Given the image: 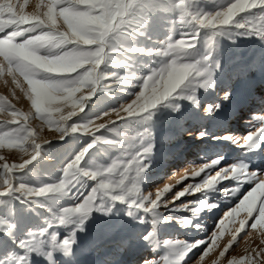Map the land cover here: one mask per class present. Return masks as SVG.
<instances>
[{"label": "snow or ice", "instance_id": "obj_1", "mask_svg": "<svg viewBox=\"0 0 264 264\" xmlns=\"http://www.w3.org/2000/svg\"><path fill=\"white\" fill-rule=\"evenodd\" d=\"M205 3V0H36L35 10L29 13L26 11L29 0L23 3L0 0V80L8 83L5 78H10L14 85L13 100L19 99L15 91L19 89L30 102V110L26 112L7 96L0 95V115L7 117L0 119V206L3 207L0 233L19 249L15 254L6 252L0 256V264H9L10 256L12 264H33V256L42 258L46 264H61L58 256L65 258V264H76L73 249L78 244L77 233L86 231L93 213L119 216L123 212L135 225L147 226L135 237L121 239L119 243L127 249L133 246V240H142L146 248L162 251L159 258H144L142 264H184L189 257H193L191 264H203L227 231L226 221L234 222L242 210L247 212V219L239 221V228L220 257L236 242V234L245 229L259 231L264 236V169H253L244 161L226 164L222 163L223 156H218L199 165L189 164L176 184L189 177V169L192 177L201 173L205 177L202 182L186 184L182 190L174 191L169 183L156 187L155 194L142 188L146 183L145 173L155 162L152 123L161 108L180 112L182 102H188L222 129L212 139L231 143L246 153L259 150L264 143V112L252 113L244 121L250 128L247 135L223 130L225 122L221 114L225 112V104L229 108L233 106L234 90L228 84L222 91L218 90L217 84V76L224 71L218 56L219 37L235 43L236 36H243L264 43V0L228 3L213 0L211 11L204 7ZM156 11L175 17L170 35L159 47H135L132 41L144 34L150 13ZM134 54L159 58L157 66L149 68L144 76L119 74L120 69L130 67L128 59ZM111 68L117 71H110ZM255 69L256 65L241 67L233 73V79L244 82ZM129 87L138 91H128ZM98 91L109 95L123 91L133 98L86 123L73 120L85 111ZM202 93H212L215 99L205 100ZM112 115L117 119L98 123ZM33 120L41 122L39 128L32 126ZM133 123L147 127L132 137L116 131ZM45 127L58 133L61 141L70 134H82L90 135L93 142L61 169L62 178L58 181L29 186L25 177L32 173L30 166L46 157L43 146L50 143L42 138ZM104 132L113 135L109 138ZM188 134L197 140L209 135L203 129ZM97 146L115 149L120 156L108 165L88 160V153ZM3 151L15 152L19 162L10 163ZM209 169L217 170L213 174L206 171ZM227 179L235 181L236 186L217 187ZM244 184L251 187L219 218L204 239L158 237L159 225L172 221L183 228L205 231L203 224L193 221L203 211L219 207L218 201L208 203L203 198L178 205L175 201L196 193L206 197L209 191L237 196ZM169 193L171 196L165 198ZM62 199L74 203L61 209L57 202ZM16 202L29 206V210L47 208L50 214L44 219V227L29 229L19 240L15 235ZM117 205L122 207L118 209ZM162 207L168 213L188 212L191 218L165 216L160 211ZM60 228L67 230L63 238ZM258 258H264V249L253 248L249 255L240 259L232 257L227 264H264Z\"/></svg>", "mask_w": 264, "mask_h": 264}, {"label": "rangeland", "instance_id": "obj_2", "mask_svg": "<svg viewBox=\"0 0 264 264\" xmlns=\"http://www.w3.org/2000/svg\"><path fill=\"white\" fill-rule=\"evenodd\" d=\"M20 2L23 3V0H20ZM205 2L204 7L209 11L213 10V0H205ZM228 2L230 0H225V3ZM35 4L36 0H29L26 11L32 13L35 10ZM244 15L251 16V14ZM174 18L171 13L163 11L150 13L147 29L143 35L134 38L132 41L133 45L145 49L159 47V43L165 41L170 35L171 21ZM237 19L241 18L238 17ZM219 46L218 56L224 71L217 76L218 90L222 91L226 84L231 85L234 90L233 106L229 108L225 104V112L221 114V119L225 122L223 130L244 136L250 131L249 126H244L243 124L244 121L250 118L247 114L253 110L264 112V107H261L260 104L261 101H264V97L261 96L258 98L259 92L264 86V43H261L256 38H245L243 36H236L235 43H233L231 39L222 36L219 37ZM158 59L144 54H134L128 59L130 67L127 70L120 69L119 74L144 76L148 74L149 68L157 66ZM248 65H256V69L249 72L246 81L241 82L238 79H233V73L237 69ZM110 71L117 70L111 68ZM5 79L8 80V83L0 80V95L7 96L16 104L17 108L26 112L29 111L30 102L26 100L19 89L15 90L16 96L19 99H12L11 93L14 85L11 83L10 78ZM128 91L136 92L138 89L129 87ZM262 92L264 93V90ZM202 96L205 100L215 99L212 93H202ZM132 98L123 91L114 92L111 95L98 91L86 106L85 111L77 117H73V120L86 123L100 116L105 111L112 110L123 103L130 102ZM255 102H260L256 109L254 108ZM236 110L239 113H236ZM203 115H206V113L196 109L185 101L182 102L180 112H174L170 108H161L153 117L152 132L156 142L155 162L145 173L146 183L142 188L146 193L151 191L155 194L156 187H162L163 183L173 185V190L176 191L182 190L188 183L202 182L205 173H201L198 177H192L190 169L189 177L183 180L181 184H176V179H179L183 175L184 169L189 164L195 163L199 165L208 160L215 159L218 156H223L222 163L234 164L238 161H244L253 169H264V143L261 144L259 150L246 153L243 149L231 143L215 142L212 136L221 134L222 129L218 127L215 120L206 119ZM0 119H7V117L0 115ZM108 119L115 120L117 118L115 115H112L103 121H98V123H106ZM40 124L41 122L39 120L32 121L34 128H39ZM146 127V125L140 123H133L127 128L118 127L116 131L120 135L132 137L143 132ZM202 129L209 133L203 140H197L194 136L190 138L191 135L188 134L189 132H199ZM103 135L111 138L113 134L111 132H104ZM42 138L50 141V143L43 146L46 157L38 159L30 166L32 173L25 177V183L29 186L58 181L62 178L61 169L66 167V164L83 147L93 142L90 135L84 136L82 134H70L61 141L58 138V133L50 131L47 127L42 132ZM203 145H218L221 149L219 151L204 152L202 154ZM2 154L7 156L10 163L13 161L19 162V156L15 152L9 153L3 151ZM119 156L120 152L115 149L105 150L97 146L88 153L87 159L99 164L108 165ZM217 167L219 168L220 166ZM216 170L209 169L206 171H211L215 174ZM173 173H175V176H173ZM235 186L236 182L231 179L223 180L217 185L221 189ZM250 187V185L244 184L240 189V194L237 196H227L223 192L209 191L206 197H202L201 193H196L193 196L181 198L182 201H175V204L178 205L181 202L197 201L203 198L208 203L218 201L220 207L215 213L213 210L203 211L200 213L199 219L193 221V223L203 224L204 228H206L205 231L183 228L179 223L172 221L159 225L158 237L161 240L179 239L192 241L204 239L217 225L219 218H222ZM169 196H171V193L167 194L165 198ZM72 203H74L73 200L62 199L57 202V207L62 209L71 206ZM172 206L174 205L169 204V207ZM120 207L122 206L117 205L118 209ZM2 211L3 207L0 206V212ZM160 211L165 216H173L177 219L181 217L191 218V214L188 212L168 213L163 207ZM49 215L47 208L33 207L32 210H29V206L16 202L14 219L17 224L15 233L17 240L23 238L29 229L35 230L44 227V219ZM245 219H247V212L242 210L235 217L234 222L229 223L226 221L227 231L217 241L218 246L209 253V256L204 259L203 264H213L214 261H218V264H227V261L232 257L240 259L249 255L253 248L257 251L264 249V243H261L264 240V236H261L259 231L245 229V232L236 234V242L232 243V247L229 248V251L225 253L223 258L220 257V252L229 245L233 233L239 228V221ZM248 223L250 224L251 220ZM144 227L147 226L132 223L123 212L119 216H103L99 213H93V219L87 222L86 231L77 233L78 244L73 249L76 256V264H142L144 258H159L162 255V251L160 249L152 251L146 248L142 240L139 242L133 240V246L127 249L119 246L121 239L135 237ZM66 231L64 228L59 229L61 238L67 235ZM246 233L248 234L246 235ZM196 251L198 254L199 249ZM6 252L15 254L19 252V249H17L16 244L12 240L10 241V239L0 233V256L5 255ZM12 259L13 257L10 256L9 264H12ZM57 259L61 261V264H65L64 257L58 256ZM192 259L193 257L186 258L184 264H191ZM258 260H264V258H258ZM33 264H46V262L42 258L33 256Z\"/></svg>", "mask_w": 264, "mask_h": 264}, {"label": "bare ground", "instance_id": "obj_3", "mask_svg": "<svg viewBox=\"0 0 264 264\" xmlns=\"http://www.w3.org/2000/svg\"><path fill=\"white\" fill-rule=\"evenodd\" d=\"M263 89L262 90H260V92H259V95H258V98L259 97H264V93L262 92L263 90H264V86L262 87ZM260 102H255V104H254V108L256 109V107H257V105L259 104ZM261 104V107H264V104L263 103H260ZM240 111V110H239ZM233 112V111H232ZM238 111L236 110V113H237ZM255 112H259V111H257V110H253L252 112H250V113H248L247 115H248V117H250V115L252 114V113H255ZM234 113V112H233ZM239 113V112H238ZM237 115V114H236ZM244 124V123H243ZM244 126H247V125H245L244 124ZM195 132V131H194ZM191 137H193V136H190V138ZM217 140H215V142H216ZM221 149V147H219L218 145H213V146H206V145H203V150H202V154L204 153V152H215V151H219ZM219 207H220V204H219ZM219 207H217V208H215V209H213V211H214V213L215 212H217L218 210H219ZM206 229V228H205ZM11 241V240H10ZM152 252V251H151Z\"/></svg>", "mask_w": 264, "mask_h": 264}, {"label": "clouds", "instance_id": "obj_4", "mask_svg": "<svg viewBox=\"0 0 264 264\" xmlns=\"http://www.w3.org/2000/svg\"><path fill=\"white\" fill-rule=\"evenodd\" d=\"M49 50H51V49H49Z\"/></svg>", "mask_w": 264, "mask_h": 264}]
</instances>
